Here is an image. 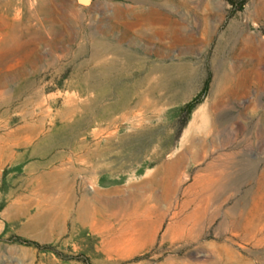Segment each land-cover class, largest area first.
Here are the masks:
<instances>
[{
    "label": "rangeland",
    "instance_id": "obj_1",
    "mask_svg": "<svg viewBox=\"0 0 264 264\" xmlns=\"http://www.w3.org/2000/svg\"><path fill=\"white\" fill-rule=\"evenodd\" d=\"M0 264H264V0H0Z\"/></svg>",
    "mask_w": 264,
    "mask_h": 264
},
{
    "label": "trees",
    "instance_id": "obj_2",
    "mask_svg": "<svg viewBox=\"0 0 264 264\" xmlns=\"http://www.w3.org/2000/svg\"><path fill=\"white\" fill-rule=\"evenodd\" d=\"M206 84H207V80L204 81L202 90L205 89ZM197 97L194 98V99H192V100H190L186 104H184V106L182 107V109L185 110L187 113H189L191 111V109L194 107V105L198 102V98Z\"/></svg>",
    "mask_w": 264,
    "mask_h": 264
},
{
    "label": "water",
    "instance_id": "obj_3",
    "mask_svg": "<svg viewBox=\"0 0 264 264\" xmlns=\"http://www.w3.org/2000/svg\"><path fill=\"white\" fill-rule=\"evenodd\" d=\"M82 2H84V0H81Z\"/></svg>",
    "mask_w": 264,
    "mask_h": 264
}]
</instances>
